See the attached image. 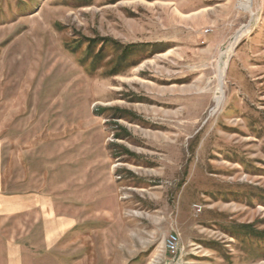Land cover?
Listing matches in <instances>:
<instances>
[{"label": "rangeland", "instance_id": "1", "mask_svg": "<svg viewBox=\"0 0 264 264\" xmlns=\"http://www.w3.org/2000/svg\"><path fill=\"white\" fill-rule=\"evenodd\" d=\"M247 7L0 0V187L35 204L3 217L0 264H264V0Z\"/></svg>", "mask_w": 264, "mask_h": 264}, {"label": "crops", "instance_id": "2", "mask_svg": "<svg viewBox=\"0 0 264 264\" xmlns=\"http://www.w3.org/2000/svg\"><path fill=\"white\" fill-rule=\"evenodd\" d=\"M34 199L27 197H4L0 187V223L5 216H11L16 213H26L34 208Z\"/></svg>", "mask_w": 264, "mask_h": 264}, {"label": "built area", "instance_id": "3", "mask_svg": "<svg viewBox=\"0 0 264 264\" xmlns=\"http://www.w3.org/2000/svg\"><path fill=\"white\" fill-rule=\"evenodd\" d=\"M178 235L176 233L170 234V236H168V246H167V250H175L178 246Z\"/></svg>", "mask_w": 264, "mask_h": 264}, {"label": "bare ground", "instance_id": "4", "mask_svg": "<svg viewBox=\"0 0 264 264\" xmlns=\"http://www.w3.org/2000/svg\"><path fill=\"white\" fill-rule=\"evenodd\" d=\"M247 5H250L251 6V0H241V7H243L244 9H249L248 7H247ZM240 38V37H239ZM239 40V39H238ZM233 47L234 46H232V48H231V50L233 49ZM232 53V52H231ZM230 54V53H229ZM228 56V55H227ZM225 60V59H224ZM226 61V60H225ZM227 61L223 64V65H227ZM167 242H168V240H167Z\"/></svg>", "mask_w": 264, "mask_h": 264}]
</instances>
